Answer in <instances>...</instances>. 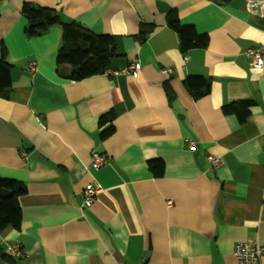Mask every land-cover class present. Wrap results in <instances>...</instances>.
I'll list each match as a JSON object with an SVG mask.
<instances>
[{"label": "crops", "instance_id": "obj_1", "mask_svg": "<svg viewBox=\"0 0 264 264\" xmlns=\"http://www.w3.org/2000/svg\"><path fill=\"white\" fill-rule=\"evenodd\" d=\"M25 3L107 34L117 56L106 71L138 61L139 76L63 79L62 27L29 37ZM170 15L207 34L208 47L183 54ZM259 45L264 0H1L13 93L0 98V177L26 193L21 229L0 234V264H11L5 242L21 246L17 264H238L237 243L264 245V66L245 55ZM188 76L211 79V91L195 99ZM245 100V121L224 113ZM108 113L114 132L102 139ZM94 151L108 158L98 170ZM213 155L223 164L211 167ZM93 181L103 191L84 208Z\"/></svg>", "mask_w": 264, "mask_h": 264}, {"label": "trees", "instance_id": "obj_2", "mask_svg": "<svg viewBox=\"0 0 264 264\" xmlns=\"http://www.w3.org/2000/svg\"><path fill=\"white\" fill-rule=\"evenodd\" d=\"M212 2H226L229 0H209ZM28 22L27 34L29 37L43 35L52 27H62V46L56 58L58 73L67 81H83L92 76L102 74L108 70V66L116 55V47L113 39L106 35L95 34L90 29L75 21H65L60 14L52 9L41 8L34 4L25 3L21 9ZM168 24L179 37L181 52L188 53L192 50L206 49L209 44L207 34H200L193 25H186L174 16H169ZM151 30V29H150ZM151 30L150 32H152ZM0 56V98L10 99L13 93L11 70L8 63L7 51L2 46ZM69 65V74L64 76L63 66ZM184 85L188 92L195 98L200 99L211 91V79L188 76ZM171 90H170V92ZM254 105L253 100H245L224 107V113L239 112L241 122L245 121L250 108ZM113 113L103 115L99 122L103 128L102 139L108 138L114 132ZM150 171L155 177H163L164 163L160 160L149 163ZM26 186L15 180L0 177V234L11 228L20 230L22 226V209L20 197L26 193ZM11 264H17L16 259L3 255Z\"/></svg>", "mask_w": 264, "mask_h": 264}, {"label": "built area", "instance_id": "obj_3", "mask_svg": "<svg viewBox=\"0 0 264 264\" xmlns=\"http://www.w3.org/2000/svg\"><path fill=\"white\" fill-rule=\"evenodd\" d=\"M1 2V0H0ZM245 55L249 58L255 68H262L264 66V45L255 46L249 48L245 51ZM142 65L140 62L135 61L130 63L125 68L117 71H106L108 75H128L133 78L138 77L142 71ZM34 69V67H33ZM167 73H171V70L167 69ZM192 143V142H191ZM194 143H192L193 145ZM107 156L99 152H92L89 167L92 169H100L105 166L108 162ZM209 162L211 167H218L223 164V159L219 157L210 156ZM103 191V188L97 181H93L85 188L83 192V207L90 208L97 196ZM171 204V202H169ZM1 240V239H0ZM2 242H5L4 240ZM258 239L249 240L246 242L237 243L234 248V257L236 258L238 264H262V259L264 257V245L259 243ZM6 252L12 258H23L24 253L22 248L17 243L5 242Z\"/></svg>", "mask_w": 264, "mask_h": 264}]
</instances>
